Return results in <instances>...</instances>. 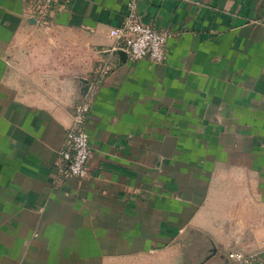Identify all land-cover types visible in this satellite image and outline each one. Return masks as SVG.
<instances>
[{
    "label": "crops",
    "instance_id": "1",
    "mask_svg": "<svg viewBox=\"0 0 264 264\" xmlns=\"http://www.w3.org/2000/svg\"><path fill=\"white\" fill-rule=\"evenodd\" d=\"M128 2L72 0L39 23L0 0V264H264V0H137L174 34L162 64L119 54ZM105 62L89 175L59 181Z\"/></svg>",
    "mask_w": 264,
    "mask_h": 264
},
{
    "label": "built area",
    "instance_id": "2",
    "mask_svg": "<svg viewBox=\"0 0 264 264\" xmlns=\"http://www.w3.org/2000/svg\"><path fill=\"white\" fill-rule=\"evenodd\" d=\"M72 0H25L29 7V16L39 23L49 20L57 8L66 7ZM120 42V49L127 55L130 63L147 59L155 64H162L167 59V44L174 37L168 31H160L145 24L138 11L137 0H129L123 25L111 32ZM113 66L105 62L89 81L88 90L76 105L73 124L67 130L65 142L58 151V179L85 180L89 175L91 158L88 124L92 116V105L97 90L109 76ZM255 256L243 252H230L227 264H253Z\"/></svg>",
    "mask_w": 264,
    "mask_h": 264
},
{
    "label": "water",
    "instance_id": "3",
    "mask_svg": "<svg viewBox=\"0 0 264 264\" xmlns=\"http://www.w3.org/2000/svg\"><path fill=\"white\" fill-rule=\"evenodd\" d=\"M119 54H120L121 56L127 57L126 53L123 52V51H119ZM87 84H88V82H87ZM87 89H88V85L86 86V90H87Z\"/></svg>",
    "mask_w": 264,
    "mask_h": 264
}]
</instances>
